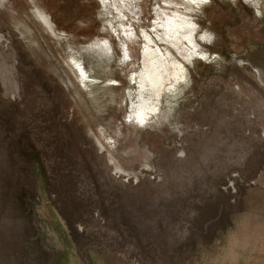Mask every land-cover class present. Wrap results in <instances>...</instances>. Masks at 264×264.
Returning <instances> with one entry per match:
<instances>
[{
  "label": "rangeland",
  "instance_id": "1",
  "mask_svg": "<svg viewBox=\"0 0 264 264\" xmlns=\"http://www.w3.org/2000/svg\"><path fill=\"white\" fill-rule=\"evenodd\" d=\"M0 264H264V0H0Z\"/></svg>",
  "mask_w": 264,
  "mask_h": 264
},
{
  "label": "bare ground",
  "instance_id": "2",
  "mask_svg": "<svg viewBox=\"0 0 264 264\" xmlns=\"http://www.w3.org/2000/svg\"><path fill=\"white\" fill-rule=\"evenodd\" d=\"M168 17L169 18L167 19V22L165 23V28L168 31L167 35H169V37H171L170 35L172 33H174V29L176 28V26L180 25V24L177 22V20L174 17H172V16L171 17L168 16ZM124 31H125V28H124ZM145 37L147 38L146 40H147L148 44H146V46H145V52H144L145 67H144V71H142L143 74H142L141 79H140V88L142 91L141 92V98L144 97V91L148 90V89H150V91L152 90V94L154 93L157 97V96H159V90L161 89L162 85L164 84V81L166 80V78H165L166 76L164 77V75L166 73L163 75L164 72L162 73L160 71V67L163 65L167 66L168 63H171L174 66V71L172 72V75H177L178 71L181 70V66H180L179 61H173V62L167 61L164 57L162 50L159 47L157 48V50H155V49H153L154 47L153 48L151 47L152 45L150 46V43L154 42L152 37L147 33L145 34ZM183 38H184V36H183ZM185 39H186V37H185ZM192 42H193V40H192ZM163 70H165V69H163ZM150 100L142 99V102L137 105L136 117L138 119L141 120L142 118H145L150 112H152L156 109V107H157L156 103L154 101H150ZM155 101H156V99H155Z\"/></svg>",
  "mask_w": 264,
  "mask_h": 264
}]
</instances>
